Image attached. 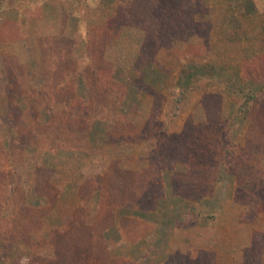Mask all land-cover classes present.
<instances>
[{
    "label": "rangeland",
    "instance_id": "obj_1",
    "mask_svg": "<svg viewBox=\"0 0 264 264\" xmlns=\"http://www.w3.org/2000/svg\"><path fill=\"white\" fill-rule=\"evenodd\" d=\"M0 264H264V0H0Z\"/></svg>",
    "mask_w": 264,
    "mask_h": 264
},
{
    "label": "trees",
    "instance_id": "obj_2",
    "mask_svg": "<svg viewBox=\"0 0 264 264\" xmlns=\"http://www.w3.org/2000/svg\"><path fill=\"white\" fill-rule=\"evenodd\" d=\"M246 97H247V96H246ZM255 98H256V97H255L254 94H253L252 96H250V99H249V97L246 98V100H247V99H249V100H248L247 102H245V103L242 105V107L240 108V111H242L244 115L246 114V111H247L249 105L251 104L252 101H254Z\"/></svg>",
    "mask_w": 264,
    "mask_h": 264
}]
</instances>
